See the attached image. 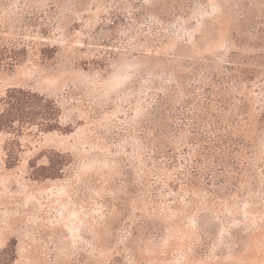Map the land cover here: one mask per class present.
I'll list each match as a JSON object with an SVG mask.
<instances>
[{"label": "rangeland", "instance_id": "1", "mask_svg": "<svg viewBox=\"0 0 264 264\" xmlns=\"http://www.w3.org/2000/svg\"><path fill=\"white\" fill-rule=\"evenodd\" d=\"M0 44V111L24 88L62 125L12 166L0 133V264H264V0H0Z\"/></svg>", "mask_w": 264, "mask_h": 264}, {"label": "trees", "instance_id": "2", "mask_svg": "<svg viewBox=\"0 0 264 264\" xmlns=\"http://www.w3.org/2000/svg\"><path fill=\"white\" fill-rule=\"evenodd\" d=\"M23 52L16 47L11 48L0 44V68L13 67L22 62ZM4 100V108L0 111V133L6 131L13 134V139L6 149L8 164L12 166L18 157L16 146L19 143V135L25 129L32 127L44 132L61 130V108L54 99L24 88L10 89ZM197 143L194 149L198 152V156L195 155L193 158L184 156V172H181V176H176L178 179L185 180L187 184H190L189 176H197V172L202 169L201 163L206 159L204 157H207L208 149L214 148L221 154H225L226 140L220 135L204 136ZM58 170L51 175L56 176Z\"/></svg>", "mask_w": 264, "mask_h": 264}]
</instances>
